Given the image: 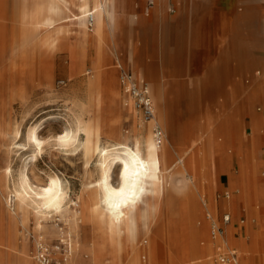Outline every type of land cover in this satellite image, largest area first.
I'll return each instance as SVG.
<instances>
[{
    "label": "bare ground",
    "instance_id": "6f19581e",
    "mask_svg": "<svg viewBox=\"0 0 264 264\" xmlns=\"http://www.w3.org/2000/svg\"><path fill=\"white\" fill-rule=\"evenodd\" d=\"M156 1L151 19L161 18L163 11L161 0ZM143 7L142 0H24L19 39L30 47L32 58L27 61L34 63L39 78L51 87L58 55L67 57L59 58L58 69L73 75L83 68L88 52L93 74L85 81L88 99L80 102L87 119L71 109L65 118L60 114L39 118L23 129L26 120L35 115L31 96L35 91H0V264H16L12 255L17 251L27 264H36L26 256L30 233L38 252L52 254L59 249L53 241L64 242L65 264H164L165 259L169 264H188L198 250L188 240L186 217L199 209L197 194H205L206 183L214 187L222 181L228 183L232 222L225 232L230 243H243L242 236L232 235L236 223L244 224L240 216L245 214L249 242L253 246L258 243L264 264V238L251 231L254 212L264 229V181L256 173L258 166L264 169V161L249 155L251 148L237 128L233 96L225 97L221 113L208 129L199 132L169 115L163 87L155 96L164 100V105H158L156 111L154 107L147 123L135 121L130 100L126 105L132 118L128 130L121 127L119 117L110 118L118 103L119 77L109 64L115 59L118 63L132 59L134 76L142 79L139 73L149 69L136 57L134 48L127 49L118 39L123 19L146 20L149 13L142 11ZM178 21L177 26L184 29L188 19ZM193 29L189 47L187 37L181 35L184 50L192 58V74L207 82L210 76L206 68L215 58L211 27L203 19ZM229 47L222 45L215 59L219 70L224 69ZM85 72L91 73V69ZM16 102L21 107L20 116L14 109ZM252 103L253 98L245 97L242 108L257 126L262 115L254 111ZM261 133L264 135V127ZM204 143L208 147V182L199 155V145ZM44 151L55 168L62 158L68 159L73 169L78 167L74 162L81 160V186L75 199L70 195L75 176L65 180L51 165L43 168L39 157ZM233 161L237 173L231 181L228 171ZM187 185L189 190L178 212L169 210L163 216L161 202L168 188ZM85 225L91 228L88 239L81 230ZM193 232L194 236H206L207 222ZM149 233L150 242L141 246V236ZM166 237L165 249L161 241ZM219 241V236L207 238L205 249ZM141 252L148 258L142 255L144 260L140 261ZM240 252L239 259L227 264H255L253 253Z\"/></svg>",
    "mask_w": 264,
    "mask_h": 264
},
{
    "label": "rangeland",
    "instance_id": "374dc122",
    "mask_svg": "<svg viewBox=\"0 0 264 264\" xmlns=\"http://www.w3.org/2000/svg\"><path fill=\"white\" fill-rule=\"evenodd\" d=\"M142 2L144 4L142 11L149 13V16H145L146 20L143 22H139L138 17L129 18L130 21L128 18L123 19L118 39L125 44L127 49L134 48L136 57L141 62H145L144 64L149 65V71L147 70L143 74L139 73V75L143 76L149 85L155 111L158 109V105H164L165 100L169 115L174 120L179 121L182 125L189 123L199 132L200 129H208L212 119L221 113L219 111H221V104L225 97L233 96L237 105V128L248 143L250 119L242 107L243 99L250 97L253 98L254 111L262 115L257 135H263L261 129L264 127V0H161L163 11L159 19H151L154 7L158 4L157 1L142 0ZM23 3L24 0H0V91H35L31 95L34 100L33 112L35 115L26 120L23 127L25 129L31 122L39 118L44 119L48 116H59V114L65 118L70 114L71 109H74L75 113H83L80 102L84 103L88 99L85 81L89 75L93 74V70L90 52L83 62L81 71L73 75L58 69L59 58H67L66 54L58 55L54 63L52 86H47L33 68L34 63L27 61L32 58L30 47L23 45L19 39L23 31L22 25L19 23V14ZM200 3H203L202 6H198ZM192 5H196V7H192ZM193 8L194 10H192ZM238 13H241V17H238ZM183 18L188 19V22L184 29L177 30L175 26L179 22L178 20ZM203 19L208 20L210 24L212 46L215 52L213 63L208 64L206 68V72L210 76V80L207 82L202 81L201 76L192 74V58L184 50V41L181 38L182 34L187 37L186 45L189 47L193 28ZM225 44L230 45L228 48L230 55L226 64L223 65L224 69L219 70L215 59L218 57L222 45L225 46ZM109 67L117 77L120 76L121 68L129 70L133 74L136 73L132 59H125L120 63L115 59L109 64ZM90 69L91 73L85 72ZM162 87L165 88L164 100H158L155 91ZM118 90V103L113 107L110 118L119 117L121 127L128 130L132 123V118L126 110L129 99L122 92L120 83ZM14 109L20 116L19 103L14 104ZM82 116L85 119L88 117L86 112ZM133 116L137 123L148 122L143 120L136 108ZM199 147L202 170L205 171V180L208 182L210 176L208 147L205 143ZM259 151V156L262 157L264 149ZM249 155H252L250 150ZM61 160L59 168H55L50 162L47 151H44L42 157H39L40 165L43 168L51 165L63 179L69 180L70 176H75L76 182L70 191L71 197L75 199L81 186L83 172L80 166L81 160L78 159L74 162L75 165L78 164V167L74 169L71 168L72 163L68 159L62 158ZM263 172L261 169H256L258 174ZM236 173L237 164L233 161L228 171L231 181L235 180ZM218 184L219 186L213 187L209 182L206 183L205 194H197L199 209L195 214L186 217L187 221L184 224L188 240L198 250L196 255L190 256L188 264H216L218 256L230 249L235 250L237 259L241 257V249L249 251L253 253L255 264H262L258 243L253 246L249 242L248 231L245 228L248 218L245 214L240 216L244 224L236 223L232 235L235 238L242 236L243 243L239 246L230 243L225 227L232 222V216L230 213V220L222 222V216L227 211V202L223 199L222 204L219 202V199L226 197L228 183L222 181ZM187 188L188 185L181 189L178 187L168 188L161 202L163 216H166L169 210L178 212L183 197L189 190ZM257 214L254 212L255 218L252 219L251 231L256 237L264 238V229L257 220ZM205 221L207 222L206 236H194L193 231L200 229ZM214 221L219 222L223 227V231L219 235L220 241L216 242L213 248L205 249L207 238L215 239L211 236V226ZM81 230L87 239L90 238L91 228L89 225L83 226ZM153 230L152 228V232ZM150 237V233L143 234L140 239L141 246H146L150 242ZM26 243V256L36 264H42L40 258L42 255L66 263L62 255L65 244L59 239L52 243L59 247L52 254L45 250L38 252L33 233L27 236ZM161 245L166 249L168 246L167 237L161 241ZM142 255H145V259L148 258L145 252H141L139 254L140 261L144 260L141 259ZM12 258L16 264H27L19 251L12 255ZM169 263L168 260H164V264Z\"/></svg>",
    "mask_w": 264,
    "mask_h": 264
},
{
    "label": "built area",
    "instance_id": "2783aa9c",
    "mask_svg": "<svg viewBox=\"0 0 264 264\" xmlns=\"http://www.w3.org/2000/svg\"><path fill=\"white\" fill-rule=\"evenodd\" d=\"M119 83L122 92L132 101L134 108L140 113L141 117L145 121L152 119L154 115V104L150 94V88L145 79L136 78L134 74L124 68L120 69ZM126 99V100H127ZM128 100V101H129ZM228 195L226 194V197ZM230 220V214L224 213L222 216V222H228ZM223 231L222 225L219 222H213L211 226V236L216 238ZM42 264H64L62 260L50 259L46 255L41 257ZM236 252L233 249L222 253L218 256L216 264H227L230 260H235Z\"/></svg>",
    "mask_w": 264,
    "mask_h": 264
},
{
    "label": "crops",
    "instance_id": "0c3cea01",
    "mask_svg": "<svg viewBox=\"0 0 264 264\" xmlns=\"http://www.w3.org/2000/svg\"><path fill=\"white\" fill-rule=\"evenodd\" d=\"M175 27H177V30H181V27H178L177 25ZM250 120H249L250 138H249V141H248L249 147L251 148L253 156L255 155L256 159L259 162L260 161H264V154H263L262 157L259 156V152H260L259 150H263L264 149V135H261V136L257 135V133H256L257 129L256 128H258V125L256 126L255 122H254V124H252L250 122ZM254 127H255L256 131H255V135L253 136V128ZM252 143H253V146H252ZM257 169H261V170L264 171V169H262V167H259V166L257 167ZM257 175L259 177V180L264 181V178H262V177H264V172L262 174H258L257 173ZM227 199L228 198L225 197V201L226 202H228ZM226 207H227V211L226 212H228L230 214L227 203H226Z\"/></svg>",
    "mask_w": 264,
    "mask_h": 264
}]
</instances>
